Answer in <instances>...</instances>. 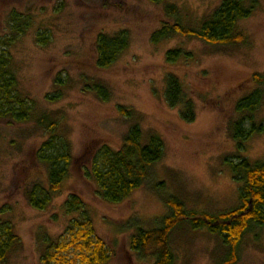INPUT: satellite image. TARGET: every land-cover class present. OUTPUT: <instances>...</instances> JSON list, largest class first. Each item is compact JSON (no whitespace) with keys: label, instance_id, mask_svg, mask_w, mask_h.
<instances>
[{"label":"rangeland","instance_id":"obj_1","mask_svg":"<svg viewBox=\"0 0 264 264\" xmlns=\"http://www.w3.org/2000/svg\"><path fill=\"white\" fill-rule=\"evenodd\" d=\"M222 1L0 0V39H11L6 48L16 92L31 103L36 118L27 123L0 119V224L10 225L18 239L0 264H44L50 244L68 241L69 223L78 216L64 211L71 195L84 203L109 252L107 264H150L130 249L137 230L130 222L153 229L168 214L167 206L145 187L119 204L106 203L83 174L97 151L117 150L134 125L144 140L155 133L163 141V157L150 174L154 183L164 184L162 195L176 197L186 211L198 214L216 215L238 205L239 184L226 163L264 161V98L252 115L260 132L242 143L232 136V125L244 116V99L255 88L254 75H264V0L237 23L241 43L213 46L180 34L152 40L164 23H175L166 15L167 4L176 6L181 25L197 28ZM15 23L26 28L15 32ZM120 32L128 37L127 48L109 68H97V37ZM177 49L179 59L167 62L168 52ZM169 74L194 108L192 122L181 118V105L172 107L166 100ZM95 83L105 88L107 100L89 90ZM43 114L56 122L53 131L36 122ZM52 135L53 147L45 148ZM60 140L70 152L68 177L47 207L36 210L27 196L35 186L47 187L48 165L39 158L62 151ZM170 248L173 264H214L224 253L215 235L187 224L173 230ZM237 256L235 264H264V228L245 233Z\"/></svg>","mask_w":264,"mask_h":264},{"label":"trees","instance_id":"obj_2","mask_svg":"<svg viewBox=\"0 0 264 264\" xmlns=\"http://www.w3.org/2000/svg\"><path fill=\"white\" fill-rule=\"evenodd\" d=\"M159 4L163 0H149ZM257 0H223L220 6L197 28L186 27L179 22L178 10L175 5L167 4V17L175 23H164L163 27L152 36L153 42H159L180 34L199 39L213 46L229 47L244 41L241 33L236 31L239 21L248 18L256 8ZM19 21V20H18ZM26 25L15 23L14 31L23 32ZM41 43L47 40L39 37ZM11 39H0V119H9L16 123H27L33 118L34 111L30 102L19 97L15 88V76L11 66L8 49ZM128 37L120 32L114 36L100 34L95 44L96 67L107 69L117 59L118 55L127 48ZM179 49L168 52L167 62H176L181 56ZM255 88L244 99L240 110L243 117L232 125L233 139L242 143L251 135L260 132V127L254 125L252 115L260 100L264 98V75L253 77ZM165 97L172 107L181 105V118L186 122L194 120V108L185 100L180 83L174 75H168L165 80ZM95 91L102 100H107L105 88L95 83L89 88ZM127 116L131 111L122 109ZM36 119V118H35ZM245 121L251 126L243 127ZM36 122L41 127H47L51 132L56 127L47 114L39 115ZM54 135L43 146L53 147ZM55 141V140H54ZM62 151L42 154L40 160L48 165L47 187L35 186L28 193V202L36 210H44L51 198L59 193L68 177L71 163L69 148L60 140ZM164 144L159 135L151 133L144 140L138 126L131 127L124 136L121 146L113 150L102 147L92 158L90 170H84V177L91 180L97 195L106 203L119 204L127 199L134 191L147 188L156 194L167 206L168 214L159 219V226L144 229L137 221L130 222L137 228L130 242V249L137 260L150 264H173L174 254L170 248V237L179 225L187 224L192 230L206 228L215 235L224 248L222 256L214 264H235L238 256V243L246 232L253 227L264 228V161L251 163L247 159L237 162L228 161L233 179L239 184L238 205L230 210L208 215L186 211L183 203L170 194L162 195L163 183H154L151 179L152 168L161 161L164 154ZM153 182V183H152ZM64 211L78 215L70 221V237L68 241L49 245L42 261L44 264H107L110 256L104 242L96 236L91 219L84 203L76 195H71L63 205ZM17 236L10 225L0 224V262L6 261L17 242Z\"/></svg>","mask_w":264,"mask_h":264}]
</instances>
